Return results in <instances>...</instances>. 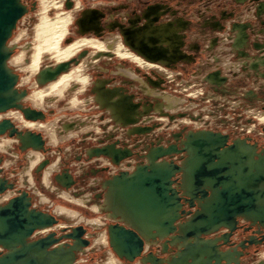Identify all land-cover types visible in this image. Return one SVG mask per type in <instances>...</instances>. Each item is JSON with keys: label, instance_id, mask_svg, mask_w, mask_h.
Segmentation results:
<instances>
[{"label": "rangeland", "instance_id": "obj_1", "mask_svg": "<svg viewBox=\"0 0 264 264\" xmlns=\"http://www.w3.org/2000/svg\"><path fill=\"white\" fill-rule=\"evenodd\" d=\"M42 1L45 0H22V3L20 2L24 8H27L28 12L21 20H18L16 29L13 30L14 33L9 42H11V39L13 40L18 35L24 33H26V38L23 37V39H21L18 47L12 52L9 61L21 53L23 54V60L26 54L24 55V53L21 52V48L25 47V45H29L32 55L30 56L28 54L26 58L28 59V63H32L33 56L36 55L40 45L44 39H46L45 34H48L47 37L49 36V40L51 39L52 34L49 28L45 27L46 21L47 24H49L59 14L71 12L72 9L70 8L73 7L72 4L74 5L73 0H65V2L63 1L62 8L57 10L48 7L49 9H47L45 8L47 7L46 4L42 3ZM77 2L80 4V11L82 7L84 11L95 10L101 13V27L105 30L102 31V36L99 38L91 34L84 36V38L92 37L97 40H104L110 36H118L116 30L110 31L109 29L113 22H117L122 26H129V22L132 18L136 15L141 16L143 11L147 10L149 7L155 5L163 6L161 7V12L158 13V15H161L160 19L155 21V26L171 24V26H175L177 30V23L181 21L183 26H180L176 34L179 33L182 37L181 50L184 54L191 57L189 60L176 62V64L171 67H164L159 60L147 61V63H150L154 67L158 66L159 69L162 70L161 72L154 68L143 70L142 67H139L142 68L139 69L138 66L133 63H128V66H123L125 69H130V67H132L131 69L134 70L133 72H135L138 78L143 82H147L148 79H151L153 82L159 83L160 88H158V90L161 93H167L170 96L182 100L180 107L176 109L178 111L175 110V112H169L168 114H166L165 111L163 116L151 111L148 115L141 117L135 127L142 130L140 132L128 135L125 131L129 128H126L125 131L118 129L110 133L114 124L108 121L109 117L107 114L99 110L93 102H89L88 104L84 102L92 96V88H90V86L99 79L106 80V84L109 87L124 89L125 93L133 100L134 107L137 109L141 108L143 110V105L146 104L151 106L154 105L155 107L157 102H163L162 99H155L144 94L139 80L133 81L130 78L128 79L120 75L118 73V67L120 65L119 60L116 57H111L107 59V61H105L106 59L99 60L98 69L93 68L87 70L86 74L87 76L89 75V85L82 94H75L73 92L71 97H66L65 99L63 97V99L58 98V101L56 99V101L46 105V111L40 109L46 115L47 119L45 123H54L53 127H49L50 130L52 128L51 131L54 130L53 132L56 130V132L59 131L58 134L65 135L66 132L64 130L66 129H64L63 126L68 125V127L71 126V128L67 129H72L74 123H77V119L84 121V123L86 122L87 125L85 124V127L90 130H86V132H84L85 134L78 133L75 136L72 135L71 137L61 139L56 145L51 143L50 145L48 140L43 153H41L45 159L41 161L43 164L40 167L44 166V168L39 172H36L38 168L33 171V185L29 183L27 176H25V170H27L30 165V163H28L30 161H28L29 159L25 155L26 153L20 151L17 146L9 147L7 151L0 152V184L2 185L3 191L9 190V192L17 195L13 199L21 198V196L27 192L30 196L27 197L29 207L31 206L30 200H32V205L36 207V211L41 213H43V211L47 212L48 214L46 213V215L54 214L56 207H65L71 211L77 212L83 219H88L86 222H91L89 219L93 220L95 218H100L102 222L105 223V225L103 223L100 227L89 226L86 225L85 222H80L78 226L74 225V229H80V237L90 244L86 243V248H84L86 249L84 250L85 252L76 253L75 262L73 263L104 264L106 261L105 259L108 257V249L102 248L99 245H94V242L98 235L104 232V230L106 231L108 225L113 223L104 219L106 217V212L94 213L91 208L99 204L98 202H101V182H96L97 179H105L106 181V179L111 176L110 172H112V168L102 161H92L93 159H90L88 156L89 151L100 145L102 148L108 150H111L109 147L114 149L115 146V152L118 151L119 153V155L116 154L115 157L122 156L125 153L122 158L119 157L120 160L118 158L119 162H114L116 164L123 162L125 171L117 170L115 174L118 175V173L122 171L123 173H120L126 174L127 177H131L133 174L139 172V170H145L146 166H148L144 163L148 151L154 148L160 151L162 150L161 154H164L163 151L167 149V151L177 150L179 146H177L176 143H180L187 135L190 136V133L195 134L205 131L220 135V137L225 138V140H223V138L221 139L224 141V148L240 139L245 140L251 145L257 146L258 152L264 149V123L257 118V115L264 114V0H77ZM67 3L70 5H67ZM80 11L75 12L73 18L81 16L83 11ZM73 20L74 19L68 23L67 30L70 31V34L61 42V47H66L70 43L76 41V39L83 37L79 34L78 30L75 31ZM35 25L38 27L35 28ZM239 27H241V29ZM240 33L244 35V43L236 45V40L239 38ZM84 51L87 50L85 49L78 52L79 55L76 54V56H78L76 59L81 58L85 54ZM128 51L130 50L128 49ZM257 60L262 61L261 65L258 64ZM9 61L7 64L8 67L19 76L17 89L25 90L27 97L32 94L33 101L38 100L36 99L38 94L39 97L42 98L43 95L37 91L35 92V90H41L47 84L41 83L33 88L32 85L36 82L37 76L32 77L30 82L26 83V85L23 84L22 79L26 78V74L15 71V68L9 64ZM68 62L69 64L66 70L59 71L57 75L62 72L67 73L71 67L77 66V61L75 59ZM45 67L54 68L53 61H42L39 68L40 71ZM211 75H216L217 81L209 80L208 77ZM67 91L69 93V90ZM75 96L79 104L72 107L70 99L74 101ZM22 104L26 108H33L32 104L27 99H24ZM189 107L191 108L189 109ZM166 116L169 121L166 120ZM162 118L163 120H161ZM196 123H200V126H196ZM44 126L48 128L46 125H39L40 128ZM109 126L112 128L110 129ZM75 129L79 130V128ZM76 130L71 132L76 133ZM33 131L37 133L38 136L39 133H41V135L46 138V130L43 131L41 128ZM52 134L54 136V133ZM45 141L47 140L45 139ZM183 148L184 144L179 148L176 154L165 153L166 155L162 156L161 160L178 166V163L181 164L183 162L182 154L185 153ZM175 156L177 157L175 158ZM98 159H100V157H97L96 160ZM57 161H59L58 166L52 173L50 172L51 180L48 182L50 183L48 186L49 188L43 187V173L48 166ZM110 163H112L111 160ZM114 167H117V169L120 168L116 165H114ZM68 173L72 175L74 180H71L68 186H63V188L71 192L72 196L76 198H80L79 196L89 197L90 201H88L87 207L83 208V206H78L72 202L66 201L59 196L61 192L52 191L50 188L51 183L57 185L56 177ZM178 174L177 172L170 178V180L173 181L171 186H173L174 189H176L174 186H177V183L179 184L181 181V179L177 177ZM40 196L45 197L47 200L43 198V203H41L39 200ZM180 197H183V195ZM10 200L2 206L8 204ZM29 207L28 210L34 209ZM194 207H189L188 203L183 202L182 210L189 212L191 215L196 211ZM60 218L64 219L62 216H60ZM185 218L186 216H183L180 221H183ZM60 222L70 226V223H68L69 221L61 220ZM71 225H73V223ZM246 225L250 228L247 231H243L242 227ZM81 226H84V228ZM258 229H261V232L264 233V225L252 224L249 221H242L239 219L236 227L232 230L233 233H230L229 242L226 243L232 245V243L239 242L241 238L248 239L246 236L251 234V231ZM221 234L223 235L222 232H220V235ZM66 235L68 234L65 233V230H61L59 233L56 231V235L54 234L59 240H62ZM227 244L224 243V246L222 245L220 248L224 251L225 249L237 247H227ZM150 250L157 259H163L160 256L166 253L163 252V247H161V245L152 246ZM173 250L169 248L168 253L175 254ZM263 253V244L259 246H249V248L246 249V253L241 256L244 262L243 264L260 263L259 258ZM168 256L169 255H166L165 257L167 258ZM261 259L264 260V258ZM137 260L132 264L137 263Z\"/></svg>", "mask_w": 264, "mask_h": 264}, {"label": "bare ground", "instance_id": "obj_2", "mask_svg": "<svg viewBox=\"0 0 264 264\" xmlns=\"http://www.w3.org/2000/svg\"><path fill=\"white\" fill-rule=\"evenodd\" d=\"M63 1L65 2V0H57V1L45 0L42 1V3L45 4L48 3L50 6L49 8L52 7V9L58 10L62 8V4L64 3ZM73 1H74V5L72 4L73 7L70 8L72 9L71 12L65 14L63 13L59 14L54 20H52L53 22L51 21V23L48 24L49 25L48 28L52 34L51 39L49 40V36L47 37L48 34H45L46 39L43 38L44 41L40 45V48L36 52V55H34L33 58L31 57L32 63L30 62L28 63L27 62L28 59L26 58L28 54L30 56L32 55V51L30 52L31 48L29 49V45L27 46L25 45V47L21 48L22 49L21 52H23L24 55L26 54L23 60H22L23 54L21 53L9 61L12 52H14V49L18 47L19 42L21 41V39H23V37H25L26 33L18 35L15 39L13 40L11 39V42H9L10 38L14 33L13 31L11 37L6 42V49L11 52L9 58L5 62L6 67L10 69L7 65L9 61V64L13 66V68H15V71L25 73L26 78L22 79V83L25 85L26 83H29L31 78L34 76H37V80L32 85L33 88L40 85L41 83L47 84L44 86L43 89L35 90V92L37 91L41 93L43 96L41 95L42 98H40L38 94L39 98L38 97L36 98L38 100L33 101L32 94L27 97V93L25 90L17 89V86L19 84V76L10 69L12 73L17 75V80H16V84L14 85V89L17 90L18 94L19 92L24 93V95L19 99L18 102L21 106V109L13 108L6 110L4 112H0V122L2 120H7L9 124L12 126V131H13L12 133H10V129H11L10 128L7 129L4 133L0 134L1 135L0 152L7 151L9 147L17 146L19 147L20 151L26 153L25 155L29 159L28 161L30 162L28 163H30V165L29 168L25 170V176H27V179L31 185L34 184L33 171L36 170V168H38L36 172H39L41 169L43 170L44 168V166L43 167L40 166L43 164V162L41 161L45 159L41 153H43L44 151L46 142H48V140H49V144L50 143L53 144V142H55V141H51L54 140L51 139L54 138L52 133H54V136H58V137L64 135V134L63 135L58 134L59 131L56 132V130L55 132H53L54 130L51 131L52 128L50 130L49 127L51 126L53 127L54 123H45L47 119L46 115L40 109L46 111V107H45L46 105L56 101V99L58 101V98L63 97L65 99L66 97H71L73 92L78 89H83L82 92L80 91L81 92L80 94H82L86 90L85 87L89 85L88 84L89 75L87 76L86 72L89 69H93V68L98 69L99 60L101 61V59H106L105 61H107V59H110L111 57H116L120 62V65L118 67L119 68L118 73L120 75L128 79L130 78L133 81L139 80L141 83L140 84L141 89L142 91H144V94L148 95L149 97H153L155 99L156 98L162 99L163 101L162 103L157 102L155 107L154 105L151 106L146 104L143 105V110L141 108L137 109L134 107L133 100L127 93H125L124 89L109 87L106 84V80H101V79L96 80L90 86V88H92V96L89 99L91 100L87 99L85 100V102L87 104L89 102L90 103L93 102L99 110L104 111V113L107 114V116L109 117L108 121L114 124V127L113 128L111 127L112 129L109 126V128L111 129L110 133L118 129L125 131L126 128H129L125 131L127 132L128 135L140 132L142 130H140L138 127L137 128L135 127L137 126L136 123L141 119V117L148 115L151 111L159 113L162 116L165 111L166 114H168L169 112H175V110L180 107L182 102V100L178 99L177 97L175 98L174 96H170L167 93H163V92L161 93L158 90V88H160L159 83L153 82L151 79H148L147 82H143L140 78H138L136 73L133 72L134 70L131 69L132 67H130V69H125L123 67V66H128L127 65L128 63L129 64L133 63L136 64L138 68L142 67L143 70L144 69L149 70L154 68L160 70L159 72H161L162 70L159 69L158 66L154 67L150 63H147V61L151 62V60L152 61L159 60L164 65V67H171L172 65L176 64V62L191 59L190 56L184 54L183 51L181 50V46H182L181 35L179 34L176 36V33L178 32L177 30H179L180 26H183V23L181 21L177 23L176 26L177 30L175 29V26L172 27L171 24L155 26V21L160 19V16L158 15L159 8L152 7L151 9L143 12L141 16H135V19L134 18L131 19L129 22V26H122L117 22L111 25L109 28L110 31H114L116 29L118 31L117 34L118 36H110L104 40H97L96 38H92V37L84 38V36L88 34H91L92 36L98 38L102 36V31L105 30L102 29L101 27V22H100L101 13H98L95 10L84 11L82 7H81L82 10L80 11L79 9L80 4L77 2V0H73ZM20 2L22 3V0H20ZM67 5L70 4L67 3ZM25 9L26 12L20 17L19 20H21L27 14L28 10L27 8ZM77 11L80 12L83 11V13H81V16H77V18H73L74 17L73 15ZM72 19H74L73 25H75L74 26L75 31L78 30L79 34L83 37L76 39V41L70 43L66 47H61V42L65 39V37L68 34H70V31L67 30V26ZM37 27L38 26H36L35 28ZM239 28L241 29V27ZM33 34H34V30H33ZM161 40H163L164 42ZM243 43H244V35L243 33H240L239 38L236 40V45H240ZM162 44L165 45V47H163ZM127 48L130 51H128ZM85 49L88 51V53L87 51H84L85 54L81 58L76 59L78 57L76 56V54H78V52H80L81 50H85ZM73 59L77 61L76 63L77 66L71 67L70 69L68 68L69 71H67V73L62 72L57 75L59 71L66 70L69 64L68 61ZM48 60L53 61L54 68L45 67L43 70L40 71L39 68L41 62ZM257 61L258 64L261 65L262 61L261 60H257ZM123 71H125V73ZM208 79L214 81L216 80V75H211L208 77ZM70 85H72V87H69ZM67 90H69V93ZM24 99L29 100V102L32 104L33 107V108L30 107L27 108H29L34 112L40 113L42 116L39 118L37 117L31 118L29 114H27V112L24 111V109H26V107H24V105L22 104ZM75 99L78 100L76 96ZM168 99L170 102L168 101ZM31 100L33 101V103ZM71 101L73 100L70 99V103ZM172 101L174 102L172 103ZM75 104H77L76 101ZM190 108L191 107H189V109ZM165 118L167 121H169L167 116ZM257 118L258 120L264 123V114L257 115ZM161 120H163V118ZM85 124L87 125L86 122L85 123L78 122L77 120V123L76 124L74 123L72 129L69 130L67 128H71V126L68 127V125H64L63 126L64 129H66L64 130L66 132V133L64 132L65 133L64 137L69 136V131L71 132L73 130H76L75 128L84 127ZM39 125L41 126L46 125L48 127V128H46L45 126L41 127L43 131L46 130V134H45L46 138L43 137L41 133H39V137L43 142L42 145L37 144L35 141L31 139L32 136L34 137L38 136V134L34 133L33 130L36 131L37 129H41ZM198 125L200 126V123H196V126ZM206 138L207 137L204 131L195 133V135L193 136L187 135L186 138L184 137L180 143H176V145L179 146L177 147V150L167 151L168 150L167 149L166 150L167 152L165 151L164 154L165 153L176 154L179 148L182 147L183 144L185 145V147H187V145H190V142H192V140L194 139L198 140L200 144H203L201 142V139H206ZM45 139L47 141H45ZM247 146H250L252 148H249ZM254 147H255L254 145L245 144L244 142H236L232 148L228 149L229 153L226 156L220 158L226 161V163L228 164H230V161L228 159H234L238 161V159L240 158L241 162L245 164L248 157L250 159L252 158V156L255 159L257 158L256 154L258 150L257 148L254 150L253 149ZM109 149L111 150L102 148L101 145L96 146L94 149L88 152L89 153L88 156L90 157V159H93L92 161H98V160L102 161L104 164H107L109 167L112 168V172H110L111 176L108 179H106V181L105 179L100 181L101 192H102L101 202H98L99 204L94 205L91 208V210H93L94 213L96 212L98 213L102 211L106 212L105 213L106 217L104 219L109 220L113 223L108 225L106 231L104 230V232L98 235L96 241L94 242L95 243L94 245H99L102 248L108 249L107 250L108 256L110 257L112 256L111 258L113 259L114 264H132L137 259H138L137 263L135 264H243L244 263L241 255H242V250L243 249L246 250L248 248V247L245 248L246 245H243L241 248L234 247L231 249H225L224 251L220 248L224 243L227 244L229 242L228 238L232 231H230L227 228H220L223 225V222L225 221L224 217L226 218L227 215V214L225 215L224 213V211L227 210V207H224L227 203L226 201L225 203L220 202L222 197H219L215 190V187L217 186L211 185L207 187V184H209L208 180L203 181L202 179L196 178L194 183L191 180L193 176L194 168H196V166L202 160H204V157H202L203 154L196 153L197 148L196 149L188 148V150L184 151L185 153L182 154L183 162L181 164L178 163V166L182 167V171H180V173L177 175V177L181 179V181L179 182V184L176 182L177 186H174L175 188H177L176 190L178 191V196H182L183 194V197L188 198L186 194L194 193L195 190L193 188L196 185L198 184L201 185L203 183L206 184L207 195L201 196L200 194H197L196 199L192 201L193 204L195 205L194 209H197V205H198L197 210H200L201 212L199 214L200 217L199 216L195 217L194 221H191L192 219H189L190 216H186V218L183 221H180L179 218L181 215V210L183 209L182 207L184 202L182 199L179 200V204L181 205V208L179 207V208L168 209L167 207L168 204L164 199L165 195L161 189L163 185L161 186V184L159 185L161 192L160 191L156 192L155 196L148 195L144 197L143 193L144 192L146 193V190L142 191L141 189L135 188L133 185L135 183L134 180H130L127 177V175L122 174L123 173L122 171H125L124 163L123 162H120L119 164L114 163L116 161L119 162L120 158H122V156H124L125 153L123 154L122 152L123 154L122 156L115 157L116 154L119 155L118 151L115 152L116 147L114 146V149H112V147H109ZM198 149H203V147L199 146ZM204 149L206 150L207 147H204ZM161 153L162 151L153 148L152 150L148 151V154L146 155V161L144 163H146L150 167V169L155 168L154 165L162 161L161 160L162 156L160 155L163 154ZM189 154H191L193 158L197 160L198 163L193 162V160L187 159V156ZM39 157H41L40 160H38ZM97 157H100V159L96 160ZM176 157L177 156H175V158ZM261 158L262 159L264 158L263 153L261 154ZM110 160L114 165L120 168L117 169V167H114V165L110 163ZM204 162L207 163L206 160H204ZM32 163L33 164L35 163L33 167H32ZM232 165L237 167L234 170H232L231 166H229L230 169H228V173H231L230 176H232V174H238L240 171L235 161L233 162ZM56 167L57 165L54 163L48 166L45 172L43 171L44 172L43 183L44 181L47 182L51 180V173L54 171ZM260 167L264 168V165L260 163L259 167L257 168ZM117 170H122L120 171L122 173L119 172L118 175H116L115 173ZM201 170L204 171L203 169ZM139 172H144V170H139ZM69 174L70 173L62 174L56 177L57 185L51 183L50 188L52 189V191L61 192L59 193V196L65 199L66 201L72 202L78 206H83V208L87 207V203L88 201H90L89 197L79 196L80 198L78 197L76 198L75 196H72L71 192H68L66 191L65 188H63V186H68L71 180H74L72 175ZM114 175L116 176L113 177ZM232 178H234V176ZM213 180L216 179L213 178ZM192 183L194 185H192ZM247 183H242V185L247 186ZM257 183L258 184L256 185L258 186V188L264 191V177L262 180H260ZM218 184H219L218 186L219 191H222L221 185L223 184L225 185L226 182L224 181L218 182ZM44 186L45 185H43V187ZM171 187L173 188V186ZM24 195L26 198L29 196L27 192H25ZM15 196L17 195L13 194L12 192H9V190L6 191L0 190V207L3 204H5L8 200L13 199ZM43 198L45 197L40 196L39 200L41 203H43ZM255 199H258V197H255ZM45 200L47 199L45 198ZM17 201H19V198H17ZM261 202L264 201L261 200ZM30 204L31 206L29 208H34L36 210V207L32 205V200H30ZM237 206H238L237 203L234 202H229L228 204V208L229 207L232 208L231 213L235 211ZM254 212L256 213H249L246 215H242L241 217H237L236 220L237 221L239 219H241L242 221L248 220L250 222H255L253 224H258V225H260V223H264V210H257ZM21 213L22 215L20 216H22V218L21 221L19 222L20 224L15 227L16 233L15 232L14 234L5 233L4 235H0V255L1 253L9 254L12 251L18 249L20 246L17 243L20 240L21 242H23L24 240H26V242H35L40 240V242L36 243L33 246V248H31L30 250L24 251L22 257L29 253L27 257H23L21 260L15 261V264H25L24 261H27V264H31V262L33 264H37L36 262L38 260L40 261L39 264H73L75 262V258L77 255L76 253L85 252L84 250L86 249L84 248H86V245L84 244L85 243L90 244L88 241L85 242L82 237H79L78 235L79 233L77 231L76 232L73 231L75 230L74 225L78 226L80 222H85L86 225L100 227L104 223L100 218H95L98 221L95 219L93 220L89 219V221L91 222H86V220L88 219H83L77 212L71 211L65 207L64 208L56 207V211L54 214L56 216L58 215L57 216L58 219L54 214L48 215V216L51 215L50 217H52L53 218L52 220L55 221L56 223L49 224L50 222L49 223L47 222L44 226H40L35 231H33L35 227L38 226V223L44 219L34 217L28 214L26 210H21ZM43 213L46 214L47 212L43 211ZM23 214L27 215V217L26 218L23 217L25 216ZM170 214H172V216L173 214L179 216L174 217V221H173L171 217H167ZM60 216L64 217V219L60 218ZM24 219H26V221ZM2 220L3 218L0 217V222H2ZM61 220L69 221L68 223H70V226L63 222H60ZM217 220L220 221L216 222ZM24 221L25 223H23ZM164 221H166V223H164ZM72 223L73 225H71ZM115 223L119 226H123L124 228L135 232L139 242L142 243V247H141L142 251L140 252V255L138 254L139 255L138 257H137V253H135L134 255L127 254V250L131 252L134 251L133 248V246H135L134 241L127 239L124 240L125 242L123 241L122 243L119 244L118 243L119 240L115 239L114 232H112V230L109 229L110 226L115 225ZM171 225L175 226V229L172 231H170L169 229ZM81 227L84 228V226ZM194 227L199 230L194 229ZM3 230L6 231V228L5 226H3V224L0 223V231ZM61 230H65V233L68 234L67 237L57 241L54 244H50V240L47 239L46 237H48L52 233L56 235V231L59 233V231ZM198 232H200L201 234H196ZM220 232L226 234L219 237ZM179 236H181V238H179ZM39 244H44L46 248L42 249L40 246H38ZM155 245H159V246L161 245V247H163V252H166L165 255L160 256L163 259L159 260L157 259L156 256L152 254L150 249L152 248V246L154 247ZM226 246L230 247L231 245L227 244ZM169 248H171L172 250L174 249L173 251L175 254H169L168 253ZM47 251L50 252L55 251V252L47 253ZM166 255L169 256L166 258L165 257ZM44 258L45 260H43ZM261 258H264V253L260 256L259 258L260 263L258 264H264V260ZM105 260L106 261L104 262V264H107V258Z\"/></svg>", "mask_w": 264, "mask_h": 264}, {"label": "water", "instance_id": "obj_3", "mask_svg": "<svg viewBox=\"0 0 264 264\" xmlns=\"http://www.w3.org/2000/svg\"><path fill=\"white\" fill-rule=\"evenodd\" d=\"M25 12L26 9L24 8V6H22L20 0H0V112H4L6 110L13 108L21 109V106L18 102L19 99L24 95V93L19 92L18 94L17 90L14 89V85L16 84V80H17V75L12 73L11 70L6 67L5 62L11 54V52L6 49V42L11 37L12 31L15 29L18 20ZM24 111L27 112V114H29L31 118H35V117L39 118L42 116L40 113L34 112L28 108L24 109ZM10 128H11L10 133H12L13 132L12 126L9 124L8 121L0 122V134L4 133L7 129ZM205 134L207 138L201 139V142L203 144H200L198 140L194 139L192 140V142H190V145H187V147H185L184 145L183 148V151H187L188 148L191 149L197 148L196 153L203 154L202 157H204V160L207 161L206 163L204 162V160H202L196 166V168H194V172L191 180L193 181V183L196 178L202 179L203 181L208 180L209 184H207V187L211 185L217 186L215 187V190L218 196L222 197L220 202L225 203L226 201L227 204L224 207H227L228 210V211L227 210L224 211L225 215L226 214L227 215L226 218L224 217L225 221L223 222V225L220 228H227L230 231H232L237 225V220H236L237 217H241L242 215H246L249 213H256L254 211L257 210H264V202H261V200L264 201V191L259 189L258 186L256 185L258 184L257 182L262 180L264 177V168L262 167L257 168L259 167L260 163L264 165V158L263 159L261 158V154L262 153L264 154V150L257 152L256 159L253 156L251 159L248 157L245 164L241 162L240 158L238 159V161L234 159H228L230 161V164H228L220 157L226 156L229 153L228 149L232 148L236 142H244L245 144H249V143H247L245 140L240 141V139H238L234 141L232 145L224 148L223 146L224 145L223 140H225L224 137H220V135L214 134L212 132H205ZM193 135L195 134L190 133V136ZM222 138L223 140H221ZM31 139L39 145L43 144L39 136L37 137L32 136ZM199 146L203 147V149H198ZM204 147H207V149L205 150ZM247 147L252 148L250 146ZM256 148L257 147L255 146L253 149L255 150ZM187 159L193 160V162L198 163L197 160L193 158L191 154L187 156ZM234 161L235 163H237L240 171L238 174H232V176H230L231 173H228V169H230L229 166H231L232 170H234L237 167L232 165ZM154 167L155 168L150 169L149 166H146L144 172H137L133 174L131 177H128L130 180H134L135 183L133 185L135 188L141 189L142 191L146 190V193L145 192L143 193L144 197L148 195L155 196L156 192L159 191L161 192L159 187V185L161 184V186L163 185L161 189L165 195L164 199L168 204L167 207L168 209H172L179 207L181 208V205L179 204L180 199H182L184 203H188L189 207H194L195 205L193 204L192 201L196 199L197 194H200L201 196L207 195L206 184L203 183L201 185L198 184L193 188L195 190L194 193H187L186 196H188V198L185 197L183 198L178 196V191L176 190L177 188L174 189L171 187L173 181H171L170 178L174 176L177 172L180 173V171H182V167L176 166L172 163H167L166 161L159 162L158 164H155ZM201 169H203L204 171H202ZM233 176L234 178H232ZM213 178L216 180H213ZM223 181L226 182V184L221 185L222 191H219L218 182H223ZM193 183L192 185H194ZM242 183H247V186L242 185ZM0 190H2L1 184H0ZM255 197H258V199H255ZM27 200L28 199L25 197V195H22L21 198H19V201H17V199H13L10 200L8 204H6L5 206L0 207V217L3 218L2 222L0 223L3 224V226H5L6 228V231L4 230L0 231V235H4L5 233L14 234L15 227L20 224L19 222L21 221L22 218V216H20L22 215L21 210H26V212L32 216L44 219L38 223V226H36L33 231H35L40 226H44L47 222L48 223L50 222L49 224L56 223L55 221L52 220L53 219L52 217L46 214H43L34 209L28 210L29 202ZM229 202H234L237 203L238 205L235 211L232 213H231L232 208L230 207L228 208ZM197 209H198V205H197ZM197 209L191 215L189 212H185L181 210V215L179 219H181L183 216H190L189 219H192L191 221H194V218L199 216V214L201 213L200 210ZM226 212H228L229 214ZM177 216L179 215L173 214L172 216V214H170L167 217H171V219L174 221V217ZM23 217L26 218L27 215ZM24 220L26 221V219ZM25 221L23 223H25ZM218 221L220 220H217L216 222ZM164 223H166V221H164ZM251 223L253 224L255 222H251ZM260 225H264V223H260ZM109 229H111L112 232H114L115 239L119 240L118 242L119 244L127 239L134 241L135 243V246H133L134 251L131 252L127 250V254L134 255L135 253H137V256L140 255V252L142 251L141 248L142 243L139 242L134 231L126 229L123 226H119L117 224L111 225ZM169 229L170 231H172L175 229V226L171 225ZM194 229L197 228L194 227ZM73 231L75 232L77 231L80 237L81 234L80 229L76 228ZM196 234H201V233L198 232ZM65 237H67V235L64 236V238ZM46 238L50 240V244H54L57 241H59V239L54 238V234H51ZM179 238H181V236H179ZM39 242L40 240L35 242H26V240H24L23 242H21V240L18 241L17 244H19L20 246L18 249L12 251L9 254L1 253L0 264H15V261L21 260L23 257H27L29 253L22 257L24 251L30 250L31 248H33V246L36 243ZM84 245H86V243ZM38 246H40L42 249L46 248L44 244H39ZM54 252L55 251H51V252L47 251V253H54ZM43 260H45V258ZM39 262L40 261L38 260L36 263L39 264ZM24 263L27 264V261H24ZM31 264L33 263L31 262Z\"/></svg>", "mask_w": 264, "mask_h": 264}, {"label": "flooded vegetation", "instance_id": "obj_4", "mask_svg": "<svg viewBox=\"0 0 264 264\" xmlns=\"http://www.w3.org/2000/svg\"><path fill=\"white\" fill-rule=\"evenodd\" d=\"M152 7H158L159 10H158V13L161 12L163 6H160V5H155V6H151L149 7L147 10L151 9ZM161 16V15H159ZM115 22H113L111 25H113ZM116 30V29H115ZM117 34H118V31L116 30ZM261 227V226H260ZM243 231H247L250 227H248L247 225L246 226H243ZM262 230L261 229H258V230H253L251 231V234H248L246 237L248 239H244V238H241V240L239 242H236V243H232L231 246H237L238 248H241L243 245H246L245 248H249V246H252V245H255V246H259L260 244H263L264 245V233L261 232ZM226 234V233H224ZM223 234V235H224ZM222 236L219 235V237ZM230 239V237L228 238V240ZM231 243V242H230ZM247 248V249H248ZM244 253H246V250L243 249L242 250V255H244Z\"/></svg>", "mask_w": 264, "mask_h": 264}, {"label": "crops", "instance_id": "obj_5", "mask_svg": "<svg viewBox=\"0 0 264 264\" xmlns=\"http://www.w3.org/2000/svg\"><path fill=\"white\" fill-rule=\"evenodd\" d=\"M46 6H47V7H45V8L49 9L48 7H50V6H49L48 3H46ZM51 8H52V7H51ZM145 11H146V10H145ZM145 11H143V12H145ZM136 16H139V15H136ZM132 19H133V18H132ZM134 19H135V17H134ZM45 27H46V28L49 27V25L47 24V21H46V23H45ZM177 35H179V33L176 34V36H177ZM162 45H163V44H162ZM163 47H165V46L163 45ZM20 56H21V55H20ZM20 61H21V60H20ZM20 61H19V62H20ZM119 71H121V70H119ZM123 72L125 73V71H123ZM128 74H129V73H128ZM129 75H130V74H129ZM133 76H134V75H133ZM88 84H89V83H88ZM87 86H88V85H87ZM69 87H72V85H70ZM85 88H86V87H85ZM82 90H83V89H78V90L74 91V93H75V94H77V93L80 94V93L82 92ZM80 91H81V92H80ZM61 99H63V98H61ZM61 99H60V100H61ZM72 100H73V99H72ZM75 100H76V99L74 98V101H75ZM89 100H91V99H89ZM74 101H71V103H70V104L72 105V107H75V106H76V104H75ZM168 101H169V99H168ZM76 102H77V104H79V101L76 100ZM84 102H85V101H84ZM169 102H170V101H169ZM173 102H174V101H172V103H173ZM85 103H86V102H85ZM73 104H75V105L73 106ZM86 104H87V103H86ZM77 120H78V122H84V121H82V120H80V119H77ZM88 129H89V128H86L85 126H84V127H80L79 130H78L75 134H74V133H71V132L69 131V134H71V135H69V136H72V135L75 136V135L78 134V133H79V134H80V133H84V132H86V130H87V131L90 130V129H89V130H88ZM83 131H84V132H83ZM50 136H51V134H50ZM69 136H67V137H69ZM53 137H54V138H51V139H54V140H51V141H55V142H53L54 145H56L57 143H59V141H61V139H65V138H66V137H64V136H60V137H58V136H53ZM47 138H48V136H47ZM67 152H68V151H67ZM40 159H41V157L38 158V160H40ZM96 162H101V161L98 160V161H96ZM58 163H59V161H57L55 164L58 166ZM34 164H35V163H34ZM34 164L32 163V167H33ZM82 165L85 166L84 164H82ZM80 166H81V165H80ZM32 167H31V168H32ZM30 181H31V180H30ZM100 181H101L100 179H97L96 182H100ZM48 182H49V181H47V182L44 181V185H45L46 187L49 186V183H48ZM103 220H104V219H103ZM97 221H98V220H97ZM111 257H112V256H111ZM111 257H110V256L107 257V264H110V263H111V264H114V263H113V259H112Z\"/></svg>", "mask_w": 264, "mask_h": 264}]
</instances>
